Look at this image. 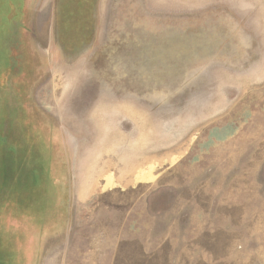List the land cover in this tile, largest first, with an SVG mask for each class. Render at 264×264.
<instances>
[{"label": "rangeland", "instance_id": "1", "mask_svg": "<svg viewBox=\"0 0 264 264\" xmlns=\"http://www.w3.org/2000/svg\"><path fill=\"white\" fill-rule=\"evenodd\" d=\"M0 264H264V0H0Z\"/></svg>", "mask_w": 264, "mask_h": 264}]
</instances>
